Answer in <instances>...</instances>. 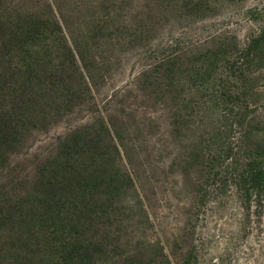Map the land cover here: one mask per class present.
Instances as JSON below:
<instances>
[{
    "label": "rangeland",
    "instance_id": "374dc122",
    "mask_svg": "<svg viewBox=\"0 0 264 264\" xmlns=\"http://www.w3.org/2000/svg\"><path fill=\"white\" fill-rule=\"evenodd\" d=\"M8 56L0 264H22L19 214L44 186L102 160L130 182L91 191L94 264H264V0H0Z\"/></svg>",
    "mask_w": 264,
    "mask_h": 264
},
{
    "label": "trees",
    "instance_id": "16d2710c",
    "mask_svg": "<svg viewBox=\"0 0 264 264\" xmlns=\"http://www.w3.org/2000/svg\"><path fill=\"white\" fill-rule=\"evenodd\" d=\"M47 27L43 21L37 22L34 27L35 31L22 30L21 35L26 41L33 40L34 37H42ZM11 58L10 56L9 59L8 56L7 60L0 61V63L10 64ZM27 63L29 61L25 62V65ZM27 66L29 68L30 64ZM6 68L8 66L4 67ZM31 72L33 69L28 71V76L21 81V84L31 85L33 82L30 78ZM24 88L27 87L24 86ZM23 94L24 91L20 95ZM26 100L28 99H24L23 102ZM4 117V120L0 121V144L8 133L9 122L6 120L7 118L11 120L9 113H6ZM66 143L62 147L60 157L67 158L70 155H76L78 141L66 140ZM259 156L261 164L264 155L259 154ZM256 161H258L257 154ZM93 162L95 163L86 166H73L75 170H70V174L66 173L68 176L62 178L59 184H56L57 186H44V191L33 200L31 207L20 212L21 231L16 239L18 245H12L13 248L23 253L22 264H94L95 256L98 253L103 254L104 250L101 240L97 238V233L90 234L86 227L91 223L94 224V213L106 214L104 207L91 201L93 194L91 191L100 187L104 189L101 194L121 195L122 190L129 185L130 178L124 176L118 169L113 170L110 163L104 160L101 163ZM64 164L62 162L60 165L66 169L67 166ZM252 180L255 185H264V169H255L252 173ZM57 191L58 194H56ZM105 207L112 208L109 204ZM83 214L88 216H83ZM4 219L0 211V230H2ZM81 219H85L87 223ZM19 263L21 260L18 258L17 264ZM159 263L164 264L162 260Z\"/></svg>",
    "mask_w": 264,
    "mask_h": 264
}]
</instances>
